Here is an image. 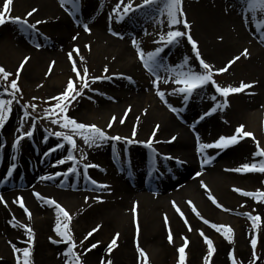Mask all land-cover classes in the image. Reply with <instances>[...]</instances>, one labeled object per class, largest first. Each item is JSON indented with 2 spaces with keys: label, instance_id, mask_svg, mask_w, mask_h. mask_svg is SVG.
I'll return each instance as SVG.
<instances>
[{
  "label": "rangeland",
  "instance_id": "1",
  "mask_svg": "<svg viewBox=\"0 0 264 264\" xmlns=\"http://www.w3.org/2000/svg\"><path fill=\"white\" fill-rule=\"evenodd\" d=\"M73 2L75 5H83L82 0H68ZM243 7L248 12L249 16L256 20V25H260L264 22V16L258 15L255 12H250L247 8V0H243ZM4 0H0V10L3 9ZM165 0H161L160 2L145 4L144 1L141 3L138 2L136 6L132 9L136 13L132 15L131 20L133 22H138L139 19L148 17L144 19L145 21H141L139 23L144 24L146 29L155 27L158 31V34L155 37L148 36L145 41L142 43L140 50L145 54V58L149 52L155 51L157 47H162L164 51L166 50L167 45L160 41V37L163 35L166 37L168 31L179 30L181 32L190 33L193 40L197 42V48L200 53V57L208 63L212 67L213 71V79L216 84L221 87H239L241 82L245 84H252L251 88H247L239 93H230L226 98L222 96L220 93L216 92L215 86L211 83L205 85L204 87L197 89L194 91L191 96L187 99L195 104L197 107V112L194 115V118L197 120H201L200 117L204 116L205 113L210 112L213 108L215 111L211 112V116L214 117L211 125L213 127V134L211 135L213 142L219 139V137H230L235 134V130L238 126L244 125V130L248 132H252L253 130L248 129L247 125L249 124L248 119H246V113L250 111L247 109V104L251 100H255L259 102L260 107H257L256 110L261 112V119H257L256 128L258 133H253L255 136V140L251 137H244L240 139L239 142L235 145L229 146L222 150V152H215L214 148H210V151L206 153V159L209 157H214L211 160V165H213V169L211 172H207L208 178L206 181L199 180V178L193 179V188L191 189L202 196L204 201L206 200L207 204H213L209 199V191H213L215 189H219L220 185L218 182L215 184V179L211 182V178L217 177V175H225L232 179L233 175H237L241 172L233 171V169L241 167L245 163H258L261 157H254L251 151L254 153L257 151L256 142L258 141L261 145V149H264V99H262V95H259L258 85L260 82V78L258 75L249 69V65L253 66V58L250 55V51L248 50L249 55L244 57L243 55L240 57V61L238 64L232 68L229 72L223 71L219 72L221 68L218 64L212 62L208 57H206L202 52V44L203 39L198 40L200 37L199 32V12L197 8H194V5L182 0V8L184 12V16L180 17L181 21L184 19L187 20L190 25L189 29H186L183 25V22L177 25H169L168 16L166 9L164 7ZM193 6V7H192ZM158 7V8H156ZM33 8L38 11L35 12L31 17H28L26 14L31 11ZM65 9V8H63ZM55 10L49 6L46 2L41 0H13L11 5V17H21L22 19H26L29 24H34L36 21H44L43 18L45 15L54 14ZM141 14L143 17L134 19L137 15ZM126 14H124L125 16ZM123 16V17H124ZM122 17V18H123ZM121 18V20H122ZM6 22L0 25V66H3L6 71L12 73V75L8 78L7 81L3 80L0 77V92H3L5 88H7L8 92H11L10 88L11 80L16 79V72L19 69L21 62L24 61L25 57H29L27 63L24 64L22 70H20V75L18 79V86L20 88V92L16 93V98L13 100L12 104V113L5 123L3 128H0V157L4 154L3 148L7 145H13L14 141L20 135V129L23 132H27L32 130V125L35 123L36 127L33 131V136L28 138H24L21 140L20 144L24 140L30 139L35 144H45V150L43 151L47 153L57 152L59 153L54 155L52 158L48 157L45 163H52L59 161L61 159H66L69 151H72L75 159V164L73 161H66L64 164H58V169L67 170L70 167L75 166L76 172H68L66 176L71 177V179H77L80 175H87V169H85L86 165H90L88 157L92 149L97 148L100 145H106V147L110 148V154L108 156V160L114 158V154L122 156L123 163H127L130 160L131 155L134 154V150L131 148H127L130 144L126 143V140L121 139L118 141L107 140L104 142H97L96 145L89 147L84 143L83 139L79 135H75L71 132L70 129L61 128L59 124H52L51 119L47 118L46 109L52 107L56 101L51 100V97L58 96L63 93L67 82L69 79L73 80L74 86L79 90L82 86L83 81L78 80L76 78L75 73L72 71V61L69 59L68 54L70 52L73 53V60L76 61V67L80 71L81 76H83V69L86 67L88 69V82L89 87L83 90V93L80 97H77L75 101L70 105L67 115L73 119H75L79 123H84L86 125L95 124L101 129L105 131V133L109 136H120L124 138L122 134H117L113 131L112 127L108 128L107 125L109 122H112V118L116 117V120L112 122L113 124L117 121V125L120 127L123 124L119 123L120 119H126L125 112L126 110L121 106L117 105L114 109L102 110L99 108L96 103L93 102L92 98L95 96L94 91L102 88L108 91L119 92L123 91V98H127L134 91L129 86H119L121 82V77L119 75H133V71L126 70L122 64L118 65L114 60L108 58L105 53L97 52L96 50L88 51V52H80L79 55H76L74 50H69L67 53L63 54V60L60 62H55L53 64L49 58L44 56L39 50L42 48L43 42L40 43H32V39L38 37L40 34L41 40L44 41L46 45H50L46 37L44 39L43 31H42V23L36 25V29H29L26 25L13 23L8 16H6ZM42 21V22H43ZM132 23V22H130ZM135 27V26H134ZM134 27H128L129 35L131 36V40H136V31H138ZM135 29V30H134ZM262 29V28H261ZM261 34H264V29H262ZM20 37L29 38V45L25 50H20L18 45L16 44L15 39ZM43 38V39H42ZM199 43H198V41ZM177 47H179L178 57L181 58L183 65L184 61L187 59L188 64L186 66L181 67L183 71H188L189 68H192L195 71H203V69L199 66V60L196 58L195 52L192 49V45L187 40V35L179 38V41L176 43ZM39 45V46H38ZM161 52L157 57V63L161 65V69L164 71H168L170 73H174L175 70L180 68L177 63L175 56H166ZM83 57V59H81ZM139 61L138 52L137 57ZM51 66V72L49 73V68ZM143 71H147L148 73L153 74V77L156 76L155 72L149 71L145 68L144 64L140 65ZM107 67L108 71L105 72L104 69ZM159 67V68H160ZM95 77H101L102 79L97 80L95 83H92V79ZM103 77H109L108 79H103ZM153 78V80H155ZM149 81V79L144 80V82ZM176 86L175 83L170 81L167 82H159L158 87L159 90L164 92L165 95L169 94L172 102H178L177 104H182L187 100L184 99V94L179 92H175L174 90L181 87ZM144 90V89H143ZM144 95L148 96V100L150 101L153 96L157 95V86L152 84L144 91ZM152 97L150 98V96ZM215 96L216 99L213 100L212 97ZM4 99H12L11 96L5 94L3 96ZM35 98V99H33ZM227 99V107H217V105H223L224 100ZM30 105H35V108H32ZM186 105V104H185ZM27 107V111L29 113L28 117H24L25 107ZM211 109V110H210ZM202 112V113H201ZM152 116L151 119L153 120ZM259 117V118H260ZM58 118V117H52ZM158 118V117H157ZM13 119V120H12ZM248 121V122H247ZM215 130V132H214ZM7 133V137L3 138L1 135L3 133ZM55 132H64L65 134L72 135L75 142L76 148L72 149L71 145L67 143L62 137H57L53 133ZM138 141V140H137ZM152 141V147L149 148L145 141H138V148L135 150H140V152L144 153L143 158L135 155L134 162H131L128 166H125L123 169L113 168L114 171L106 172L101 175V180L98 181L99 185H111L113 183H120V181L125 178L126 175L132 174L134 172H141L142 176L151 179V178H159L163 177L166 174V168L162 166L160 163V155H162L163 151H157L155 149L154 140ZM155 143V144H154ZM19 144V145H20ZM58 144H63L64 147L57 148ZM241 148H235V147ZM134 148V147H133ZM52 149H55L52 151ZM224 151V153H223ZM226 151H230L227 154ZM139 153V151H138ZM92 165V164H91ZM113 165V164H112ZM116 166V164H115ZM118 166V165H117ZM11 168L10 164L3 165V171H9ZM86 171V174H85ZM247 177H250L249 185L246 188L249 192H255L257 190L264 191V173H245ZM11 177V178H10ZM210 178V180H209ZM246 180V179H245ZM218 181V179H217ZM245 182V181H244ZM32 183L26 178H23L21 174H16L13 176L4 175V177H0V197H3V202H0V208L7 209L8 205H16L19 204L17 198H22L24 205L29 209L31 208V199L38 200L42 209L47 210L48 213L52 215L49 217L39 218V222H35L29 217L26 221L18 220L21 224V230L18 236L13 235L8 239L12 244H16L17 248L29 247L31 250L30 264H36V252L39 250L42 251L43 256L48 257L47 262L53 261V256H58L61 254V257H64L69 264H74L72 258L66 256L65 253L70 246L69 242H67L63 237L57 234L55 231L57 225V212L55 207L49 205L46 201L48 199L55 200L57 203H60V194L58 195L55 192L51 191H43V194L40 193L41 197L44 199L38 198L35 193L37 190H32ZM92 192L96 189L97 186L91 187ZM188 188H184L182 191H178V194L173 198H164L163 200H158L159 202L163 201L166 205H170L172 208V216L168 218L170 225L173 226V229L177 232H181L182 234H172V237L176 238V241L172 240L169 248L172 250L168 252L167 255L162 257V262H159L156 258H154L147 249L139 246V249H142L144 253L147 255V264H178L179 260V252L178 249L184 246V239L186 238L188 241L187 246L185 247V264H205V258L208 259L209 264H216V258L218 250L224 247V260L225 264H232V259H230V253L233 254L236 260V264H264V199L257 200L253 197H247L248 203H244V200H238L236 198H231L234 193H238L234 190L228 191V199H226L229 204V214L234 218L237 226L240 228L239 232L232 227L230 224L217 219L215 215L211 212H206L204 210L198 209L197 202L190 195V191ZM214 196L213 193H211ZM218 201V198L214 196ZM157 200L150 199H142L136 201L134 207L129 209V213L131 215H137L139 210L142 209L143 204L149 207V209L158 202ZM188 201H191L192 204L197 207V211L200 213V216L204 219L208 220L211 223L217 225H225L230 226L233 229V236L231 241L226 239L223 235L222 231L217 232L215 229L211 228V233L203 232L205 236L213 241L214 253L211 257L207 256L208 246L205 243L204 237L200 235V227L199 225L194 229L195 234H190V231L185 223V219L193 214L191 205H189ZM6 202V203H5ZM173 202L175 205L180 208L183 212V217L176 211L175 207H173ZM62 206V205H61ZM65 210H67L71 216L70 222V235L72 237V241L75 243L74 253L80 257V260L83 264H87L84 259L83 251L88 245L96 244L101 242V238L98 236L102 234L101 225L95 220H91L87 223L82 221L86 220L88 217L81 218V222L77 223V220L80 219L82 215L83 208H89L91 211L96 210L99 213H103L108 209L107 204H100L96 202L95 196L91 195L89 198H76L74 202L70 204H64ZM141 208V209H140ZM135 209V211H133ZM81 210V211H80ZM125 212V210H122ZM251 216H259L260 220L257 222V226L253 227V221L249 218ZM165 216L167 217L165 212L159 213L158 222L160 225H166ZM104 218V217H102ZM80 221V220H79ZM198 221L204 223L203 220L198 217ZM67 221L64 218L60 217L61 226ZM130 227L134 229L138 225V219L136 217H131L130 221H128ZM200 223V224H201ZM16 224V222H15ZM25 225L32 228L34 233V239L31 244L28 243L29 236L25 231ZM18 226V224H16ZM42 226H46L50 228L48 234H36L37 228ZM99 226L98 230L93 233L92 236L85 239L89 232H92L93 229H96ZM63 230V228H62ZM173 230V231H174ZM246 232V234H241V231ZM174 231V232H175ZM175 232V233H176ZM122 234H119L117 238V246L113 248L115 250L122 241ZM51 238V239H50ZM253 238L257 239V245L255 250H253L251 246V240ZM4 237H0V264H17V256L20 257L21 264L23 261L22 253H9L6 242H2ZM7 241V242H8ZM55 241V242H54ZM112 241H106L107 245ZM169 241V240H168ZM82 242V243H81ZM193 243L197 248V255L194 257L191 255ZM239 243L241 246H239ZM7 251V253H6ZM253 251H255V256H253ZM118 254L121 253L120 249L117 251ZM135 258L131 264H144V257L140 256V252L138 251V247L134 251ZM114 264L113 261H111ZM47 263V264H48ZM51 264V263H50Z\"/></svg>",
  "mask_w": 264,
  "mask_h": 264
},
{
  "label": "bare ground",
  "instance_id": "2",
  "mask_svg": "<svg viewBox=\"0 0 264 264\" xmlns=\"http://www.w3.org/2000/svg\"><path fill=\"white\" fill-rule=\"evenodd\" d=\"M41 1L46 2L55 10L54 14L45 15L43 17L45 20H42L41 29L43 35L44 33L46 35L44 39L45 37L49 39L48 43L50 45H46L41 40V34L31 41H33L32 43L43 42L42 48L39 51L49 58L50 61L60 62V60L64 59L61 56L69 50L78 49L80 52L96 50L97 52L105 53L108 58L114 60L118 65L122 64L126 70L134 72L132 76L119 75L121 77L119 86H122V88L129 86L134 91L129 97L123 98V91L110 92L105 88H99L94 91L95 96L92 98L93 102L99 108H102V110H112L119 103L126 111L129 108L131 109L127 111L124 125L120 127L116 121L112 129L117 134H122L124 138L135 141L133 143L126 142L130 144L127 148L129 147L132 151L134 150V154L124 164L122 156L117 154L116 150L114 158L108 160L110 148L106 147V145H100L92 149L88 157L89 163L98 167H88L87 175H80L77 179H71V177L64 175L68 171L67 168L65 170L57 168V161L45 163L48 157L52 158L59 153V150L45 155L47 153L43 151V149L45 150V144H35L34 141L32 142L28 139L24 140L17 148H14L10 144H7L3 148L4 154L0 157V177L8 175L9 172L3 171L4 164H10L11 167L15 165L11 176L21 174L23 178H27L32 183L31 189H36L37 193L41 192L43 194V191H51L58 195L60 194V203L58 204L63 207L64 204L74 202L76 198H89L91 195L95 196L97 203L107 204L108 209L103 211V213H99L96 210L91 211L89 208L81 209L83 212L80 216V221L77 220L76 224H79L81 218L88 217L86 220L82 219V221L87 223L93 219L100 223L101 230H103L102 234L98 236L101 238V242L96 243L97 247L91 248L92 244H90L83 251L87 264H102V262L103 264H107L109 260L113 261L114 264H131L135 258L134 251L137 245L147 249L154 258L162 262L161 258L172 251L169 248L170 242L168 241L169 229L171 230V234L182 233L176 232L173 226L170 225L168 220L172 216L170 205H166L163 201L159 202L158 200H163L167 197L173 198V196L175 197L178 194L179 190L182 191L184 188L189 189H187L190 191L189 196L195 199L198 209L208 213L211 212L217 219L230 224L240 234V228L237 226L234 218L228 213L230 209L226 199H228V191H232L235 188L247 191L246 188L249 185V181H251L249 180L250 177L241 172L238 175L237 173L233 175L232 179L227 174H219L216 178H211V180L209 178V182L212 183L215 179V184L218 182L220 185L219 189L209 192L218 198V203L222 207H217L215 204H207L208 201H204L200 194L195 193L191 189V187L193 188V179L199 178L202 182L206 181L208 178L207 172L209 173L213 169V165L210 163H203L206 159L205 155L210 151V148L204 149L200 153L197 152V136L201 143H213L211 137L213 134L211 125L214 119L213 115H207L204 116L203 120H197L194 118L197 107L189 100L182 104H177L178 102H172L170 95L167 94L165 95L167 103H165L159 96L151 98V95V100L149 101L148 96L144 95V91L148 88V85L150 86L154 81L153 78L159 76V82L167 81L169 83L172 81L174 83L176 72L183 71L181 68L183 62L178 57L179 47H177L176 43L167 45L166 50L168 51L163 52L166 56H175L180 68L175 70L174 73L164 71L160 67L155 72L156 76L153 77L154 73L151 74L142 70L140 65L143 62L136 58L137 47L133 45L127 28L135 26L134 28L138 30L136 31V45L139 48H141L142 43L149 35L155 37L158 31L155 27L146 29L144 24L139 23L148 18L145 17L138 20L137 18L143 17L141 14H136L137 17L134 16V19H136L135 21L138 20V22H133L131 18L136 13L134 10L129 11L124 16V8L131 5L133 9L138 2L141 3L144 0H82L83 5L81 4V6L75 5L71 1H68L63 6L61 0ZM160 1L158 0V2ZM185 1L198 9L200 25V37L198 40L203 39L201 48L202 52L204 51L203 54L212 62L218 64L221 69L226 68V71L229 72L238 64L241 58L230 66L229 62L233 61L237 56L241 57L244 49L249 50L253 58V66L249 65V69L251 68L259 76L260 82L257 89L260 93L259 95H262V99H264V34L262 35L260 32L262 30L260 25L255 27L258 22L251 18L244 9V1ZM84 25H87L90 31H85ZM15 41L20 50H25L29 45L30 39L17 37ZM129 77L131 78L130 80L128 79ZM146 79H149V81L144 82ZM175 85L180 86L176 83ZM169 105L177 109V111L173 112L170 110ZM259 105V102L255 100H251L247 104V109L250 108V111L246 113V119L249 121L247 127L253 130L251 133H258L255 126L256 123H259L257 119H261V112L256 110L257 107L261 106ZM152 116L156 117H153L152 120ZM157 125H159L158 129ZM134 128L136 131L135 137L132 135ZM153 132H155L154 136ZM1 136L3 138L7 137V133L5 132ZM172 137H176V139L172 140ZM150 139L156 142L154 144L157 151H163V154L159 157L161 159L160 163L166 168V174L163 177L148 179L142 176L141 172L137 171L126 175L120 183H113L107 185V188H98V190L95 189L92 192L91 187L97 186L91 183L92 180L98 183L101 180L102 174L114 171L113 168L123 169L125 166L131 164V162H134L135 155L143 158L144 153L140 152V150H138V153L135 149L139 146L138 141L147 142ZM235 148H241V146ZM214 151L222 152V150L216 148H214ZM228 152L230 153V151H226L225 153L227 154ZM251 152L254 153V151ZM197 172H200L201 175L196 176ZM57 173H61L62 175H56ZM45 176H53V179H41V177ZM233 197L238 200L245 199L244 203H248L247 197L241 194L234 193L231 198ZM139 198L157 200L158 202L150 209L143 204L141 205L142 209L140 208L141 210H139L136 216L131 215L129 209L134 207ZM30 206L31 208L27 209L31 212V218L35 222L40 223L39 218L52 215L47 210L42 209L38 200L31 199ZM224 209L228 210L225 211ZM122 210H125V212H122ZM162 212H165L167 215V223L164 226L158 222L159 213ZM131 217L138 219V232L137 226L133 229L128 224ZM27 218V214L19 204L8 205L7 209L0 208V237H4L2 242H6L9 253H15L13 246L17 248V245L12 244L8 239L10 236L21 234L22 221L25 222ZM18 220H22L21 223ZM15 222L18 226H16ZM200 223L196 214L187 218V227L188 229L189 227L191 228L190 234H195L194 229L198 225L201 231L212 232L210 224ZM49 231V227L42 226L37 228L36 234H48ZM117 233L123 236L121 244L109 253L106 241L113 239ZM241 234H246V232L242 230ZM173 240L175 242L176 238L173 237ZM190 246H192L191 255L195 257L197 255V248L193 243ZM239 246H241L240 243ZM119 249L121 251L120 254L117 253ZM60 255L53 256V261L48 263V257H44L42 251L39 250L35 255V263L69 264ZM225 263L224 247H222L218 250L216 264Z\"/></svg>",
  "mask_w": 264,
  "mask_h": 264
},
{
  "label": "snow or ice",
  "instance_id": "3",
  "mask_svg": "<svg viewBox=\"0 0 264 264\" xmlns=\"http://www.w3.org/2000/svg\"><path fill=\"white\" fill-rule=\"evenodd\" d=\"M67 2H68V0H61L62 6ZM144 2L147 5V4L156 3L157 0H144ZM12 3H13V0H4L3 9L0 10V25L4 24L6 22V19H5L6 16H8V18L13 23L26 25L27 28H29V29H36V25L39 23H42V21H36V23H34V24H29L26 19H22L21 17H11L10 12H11ZM164 7H165L166 12H167L168 22H169L170 26L177 25V24H180L181 22H183V25L186 29L190 28V25L188 24L186 19H184L183 21H181V19H180V17L184 16V12H183V8H182V0H165ZM247 8L250 12H255L258 15L264 16V0H247ZM131 10H132L131 5H129V6L124 8V13L127 14ZM37 11H38L37 9L33 8L26 15L28 17H31ZM260 27L262 29H264V22H262L260 24ZM84 28H85V31H90V29H88L87 25H84ZM185 35H187V40L192 45V49L195 52L196 58L199 60V66L203 69L202 72L201 71H195L192 68H189L188 71H177L176 72V78L174 79V83H176L177 85H182V86L175 89L174 91L179 92L181 94H184L185 100H187L194 91H196L197 89H200V88H202L205 85H208L210 83L213 86H215L216 92L220 93L225 98L230 93H239V92H241L247 88H251L253 86L252 84H245L243 82H241L239 87H232V86L221 87L218 84H216L215 80L213 79L212 67L200 57V53H199L198 48H197V42L195 40H193L190 33L181 32L179 30L168 31L166 34V37L163 35L160 37V41L162 43H164L165 45H171L173 43H177L179 41V38L184 37ZM74 39H75V37H74ZM133 45L137 47L139 58L143 62L146 69H148L149 71L155 72L161 66L157 63V57L159 56V54L161 52H163L164 49L162 47H157L155 49V51L149 52L147 54V58H145V54L136 45L135 40L133 41ZM74 52L76 53V55H79L78 49H74ZM241 55H243L244 57H247L249 55L248 50L244 49V51L241 53ZM68 56H69V59L72 61V71L75 73L76 78L78 80L83 81L82 86L78 90L74 86L73 80L69 79L64 92L59 94L58 96L50 98L51 100L56 101V103L52 107H50L49 109H46L47 118L51 119L52 124H59V126L61 128L70 129L72 133H74L75 135H79L83 139L84 143L87 144L89 147L96 145L98 141L104 142L107 140L118 141V140L124 139V140H126L127 143L135 142L132 139L122 138L120 136L109 137L105 133V131L103 129H101L100 127H98L97 125H95V124L86 125L84 123H79L75 119H73L67 115L68 109H69L70 105L72 104V102L75 101L77 99V97H80L82 95L84 89L89 87L88 69L85 67L83 69V76H81L80 71L76 67V61L73 60V53L70 52L68 54ZM29 59H30L29 57L24 58V61L21 62L19 69L17 70V72L15 74L16 79L11 80L10 88L12 89V91L8 92L7 88H5L3 92H0V128L4 127L5 123L7 122V120L9 119V117L12 113L13 100H15V98H16V93L21 91L19 86H18V79H19V75H20V70L23 69L24 64L27 63ZM81 59H83V57H81ZM239 59H240V56L235 57L233 61L229 62V66L232 63H234L236 60H239ZM54 63L55 62H53V64ZM187 64H188V60L186 59L184 61V65H182L181 67L186 66ZM226 70L227 69L224 68V69H220L218 71L223 72ZM104 71L105 72L108 71L107 67H105ZM50 72H51V66L49 68V73ZM11 75H12V73H9L8 71L5 70V68L3 66H0V77H2L3 80L7 81ZM108 78L109 77H103V79H108ZM100 79H102V78L101 77H95L92 79V83H95L97 80H100ZM128 79L130 80L131 78L129 77ZM159 80H160V77L157 76L156 80L153 81V84L155 86H157V95L160 97L161 100H164L165 103H167V101L165 100V93L159 90V87H158V81ZM165 82H167V81H165ZM5 94L11 96L12 99H4L3 96ZM33 99H35V98H33ZM212 99L215 100L216 97L213 96ZM30 106L32 108L36 107L35 105H30ZM24 107H25L24 117H28L29 113L27 111V107H29V106H24ZM217 107H227V99L224 100V104L222 106L217 105ZM169 108L173 112L177 111V109L172 108L171 105H169ZM130 110L131 109L129 108L127 111H130ZM215 110L216 109L213 108L210 112L205 113L204 116L211 115V112L215 111ZM127 111L125 112V117L127 116ZM204 116H201L200 119L203 120ZM52 117H58V118H52ZM115 120H116V117H113L112 122H114ZM112 122L108 123V125H107L108 128L112 127ZM124 122L125 121L123 118L119 120V123H121V124H123ZM35 127H36V125H35V123H33L32 130H29L26 133L23 132L22 129L18 130V131H20V135H18V137L14 141L13 147L17 148L18 145L20 144L21 140H23L24 138L32 137ZM158 128H159V125H157V129ZM53 134L57 137H62L65 141H67V143L69 145H71L72 149L76 148V142H75L72 135L65 134L64 132H55ZM132 135H133V137H135V135H136L135 128L133 129ZM154 135H155V132H153V136ZM244 137H251L253 140H255V136L253 133L244 130V125L238 126L235 130V134H233L232 136H230V137L221 136V137H219L218 140H216L215 142L210 143V144L201 143L199 137L197 136V152L200 153L204 149H209V148H216V149L223 150L229 146L237 144L239 142V140L243 139ZM175 139H176V137H172V140H175ZM146 143H147V146L149 148L152 147L151 139L149 141H147ZM256 146H257V151L255 153H253V156L254 157H261L259 162L258 163L254 162L251 164L245 163L241 167L233 169V171L244 172V173H256V172L264 173V149H261L258 141L256 142ZM62 147H64L63 144L57 145V148H62ZM54 150L55 149H52V151H54ZM45 155H48V153H45ZM75 159L76 158L73 156L72 151L70 150L66 159H61V160L57 161V164H64V163H66V161H73V163L75 164ZM212 159H214V157H209V158L205 159L203 161V163H205V164L211 163ZM88 167H98V166L97 165H86L85 169H87ZM14 168H15V165H13L9 169V172H8L9 176L12 175V170ZM68 172H76L75 166L70 167L68 169ZM66 174L67 173H64V175H66ZM85 174H86V171H85ZM56 175H62V174L57 173ZM195 175L200 176L201 173L197 172ZM41 179L51 180V179H53V176H45V177H41ZM91 183L94 185H97L98 188H107L108 187L107 185L97 184V182L95 180H92ZM201 183H202V186L206 187V185H203V182H201ZM234 191L239 192L241 195H243L245 197L256 198L258 201L261 199H264V191L257 190L255 192H249V191H244V190L239 189V188H235ZM35 195L38 198L44 199L43 197L40 196L39 193H35ZM209 199L217 207H222V205L218 203V201L215 199L214 196H212V194L210 192H209ZM17 200L19 202V206L22 209H24V211L27 214V216L29 217V219H31V212L24 205L23 199L17 198ZM0 202H3V197H0ZM46 202L49 205L54 206L55 210L57 212V225H56L55 231L57 232L58 235L63 237L70 244L65 255L71 257L74 264H83V262L80 260V257L74 253L75 243L72 241V237L70 235L71 216H70L69 212L67 210H65V208L63 206H61L60 204H58L55 200L48 199ZM188 203H189V205H191L192 211L198 217H200L205 224H210V222L208 220H206L200 216V213L197 211L195 205L192 204L191 201H188ZM173 207H175L176 211L181 215V217H183V215H184L183 212H181L180 208L175 205V202H173ZM224 210L227 211L228 209H224ZM133 211H135V209H133ZM246 215H249V218L253 221V227H256L257 222L260 220V217L258 215L257 216H251V214H246ZM61 216L64 218L65 221H67L62 226L60 223V217ZM165 223H167V217L166 216H165ZM185 223L187 224L186 219H185ZM24 227H25V231L27 232V234L29 236L28 243L31 244L32 240L34 239L33 230L31 227H29L27 225H25ZM210 227L215 229L217 232L222 231L225 238L229 239L231 241L232 236H233V229L230 226L217 225V224L211 223ZM62 228H63V230H62ZM98 228H99V226L96 229H93L92 232H89L87 234V236L85 237V239H88V237L92 236L93 233L98 230ZM138 231H139V228L137 225V232ZM189 231H191L190 227H189ZM200 235L204 237L205 243L208 246L207 256L211 257L215 251L214 246H213V241L211 239H209L207 236H205L203 231L200 232ZM118 237H119V233L116 234V236L112 239V241L108 245L107 250L109 253H111L113 248L115 246H117V238ZM168 240L170 243L173 240L170 229H169ZM187 244H188V241L185 238L184 239V246H182L178 249V252H179L178 264H185V259H186L185 247L187 246ZM256 245H257V239L253 238L251 240V246H252L253 250H255ZM96 247H97L96 244L91 245V248H96ZM137 247H138V251L140 252V256L144 257V264H147L146 253H144V251L142 249H139L138 245H137ZM89 250H91V249H89ZM13 251L16 253H22V256H23L22 264H30L31 250L29 247H24L21 249V248H16L15 246H13ZM253 256H255V251H253ZM230 259H232V264H236L235 257L231 253H230ZM17 264H21V260H20L19 256H17ZM102 264H103V262H102ZM107 264H112V262L109 260V261H107ZM205 264H209V261L207 258H205Z\"/></svg>",
  "mask_w": 264,
  "mask_h": 264
}]
</instances>
